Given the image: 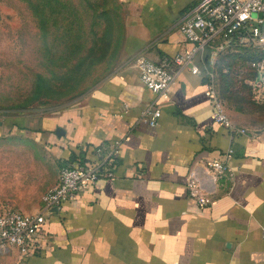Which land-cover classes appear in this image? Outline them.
Instances as JSON below:
<instances>
[{
	"label": "crops",
	"instance_id": "1",
	"mask_svg": "<svg viewBox=\"0 0 264 264\" xmlns=\"http://www.w3.org/2000/svg\"><path fill=\"white\" fill-rule=\"evenodd\" d=\"M196 1L117 0L123 29L111 71L62 106L9 116L0 125L33 135L60 166L77 157L92 160L98 146L127 137L95 183L48 210L34 247L0 252V264H264V122L249 121L257 115L245 104L243 114L226 108L247 132L234 134L214 121L199 60V71L179 70L162 96L141 82L133 65L138 51L160 61L190 48L177 21ZM151 103L161 110L155 126L139 119ZM228 148L232 181L205 168ZM191 172L210 203L188 195Z\"/></svg>",
	"mask_w": 264,
	"mask_h": 264
},
{
	"label": "rangeland",
	"instance_id": "2",
	"mask_svg": "<svg viewBox=\"0 0 264 264\" xmlns=\"http://www.w3.org/2000/svg\"><path fill=\"white\" fill-rule=\"evenodd\" d=\"M88 2L98 6L95 17ZM122 29L117 0H0V125L9 116L62 106L94 87L117 60ZM98 35L105 38L93 54L90 45ZM258 52L239 46L201 62L217 78L225 106L241 114L244 104L251 107L257 115L248 117L252 122H264V104L254 100L248 83L254 75L249 61ZM0 131V210L32 211L54 184L60 163L24 130Z\"/></svg>",
	"mask_w": 264,
	"mask_h": 264
},
{
	"label": "built area",
	"instance_id": "3",
	"mask_svg": "<svg viewBox=\"0 0 264 264\" xmlns=\"http://www.w3.org/2000/svg\"><path fill=\"white\" fill-rule=\"evenodd\" d=\"M179 29L191 46L185 52H177L151 60L143 51L133 57V65L139 72L141 82L156 95L168 93L179 70L184 67L199 71V63L204 62L208 51V61L214 62L220 53L234 50L239 46H252L258 55L249 61L254 75L248 79L252 97L264 101V0H197L188 7L177 21ZM217 60V59H216ZM205 72V71H204ZM208 72V71H207ZM207 93L212 105V118L236 133H245L247 128L236 126L231 120L217 87L214 74L207 75ZM128 110L125 104L122 114ZM161 114L153 103L140 109L139 119L155 126ZM126 136H116L96 148L98 157L92 160L80 157L62 163L58 180L40 196L41 205L33 212L6 206L0 210V252L16 248L24 254L34 247L35 237L42 230L49 209H59L68 200H74L79 193L95 183L105 173L106 165L117 157L121 143ZM232 148H228L222 158L208 159L205 168L215 177L232 181L235 170L228 162ZM188 195L200 205L210 203L208 192L204 191L194 173L186 179Z\"/></svg>",
	"mask_w": 264,
	"mask_h": 264
},
{
	"label": "trees",
	"instance_id": "4",
	"mask_svg": "<svg viewBox=\"0 0 264 264\" xmlns=\"http://www.w3.org/2000/svg\"><path fill=\"white\" fill-rule=\"evenodd\" d=\"M88 4H89V6L92 8V10H93V14H94V17H95V15H96L97 12H98V10H97V7H98V6L94 5L92 2H88ZM60 5L66 7V5H65L64 3H62V4L60 3ZM102 12H105V11H102ZM71 24H72V23H71ZM64 27H65V26H64ZM103 37L105 38V35H98L97 37L93 38V42H92V44L90 45V51H91V53L95 54V52H96V47H94V46H95L96 44H98V43L103 39ZM96 58H99V55H97ZM81 62H82V58L79 59V61H77V64H81ZM114 163H115V158L112 159L108 165H106L105 170H108V169H109Z\"/></svg>",
	"mask_w": 264,
	"mask_h": 264
},
{
	"label": "water",
	"instance_id": "5",
	"mask_svg": "<svg viewBox=\"0 0 264 264\" xmlns=\"http://www.w3.org/2000/svg\"><path fill=\"white\" fill-rule=\"evenodd\" d=\"M208 51L206 50V52L204 53V61L205 62H207L208 61ZM61 131V129L59 128V129H57V132H60Z\"/></svg>",
	"mask_w": 264,
	"mask_h": 264
}]
</instances>
